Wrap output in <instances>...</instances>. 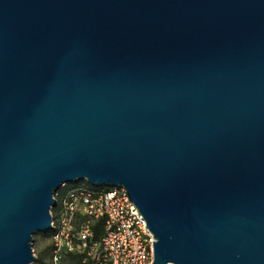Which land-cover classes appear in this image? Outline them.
<instances>
[{
    "label": "water",
    "instance_id": "1",
    "mask_svg": "<svg viewBox=\"0 0 264 264\" xmlns=\"http://www.w3.org/2000/svg\"><path fill=\"white\" fill-rule=\"evenodd\" d=\"M82 181L152 264H264V0H0V264Z\"/></svg>",
    "mask_w": 264,
    "mask_h": 264
},
{
    "label": "built area",
    "instance_id": "2",
    "mask_svg": "<svg viewBox=\"0 0 264 264\" xmlns=\"http://www.w3.org/2000/svg\"><path fill=\"white\" fill-rule=\"evenodd\" d=\"M54 198L49 264H65L68 254L80 256L82 264H152L154 238L124 188L82 181L63 185ZM99 219L103 231L94 239Z\"/></svg>",
    "mask_w": 264,
    "mask_h": 264
},
{
    "label": "rangeland",
    "instance_id": "3",
    "mask_svg": "<svg viewBox=\"0 0 264 264\" xmlns=\"http://www.w3.org/2000/svg\"><path fill=\"white\" fill-rule=\"evenodd\" d=\"M51 247V237L42 235L40 232H35L32 235V249L35 260L30 264H40L37 258H41L43 262L48 263Z\"/></svg>",
    "mask_w": 264,
    "mask_h": 264
},
{
    "label": "trees",
    "instance_id": "4",
    "mask_svg": "<svg viewBox=\"0 0 264 264\" xmlns=\"http://www.w3.org/2000/svg\"><path fill=\"white\" fill-rule=\"evenodd\" d=\"M85 184H89L87 182H85ZM103 220L99 219L95 222L94 226H93V230H94V239H99L101 237L102 231H103ZM44 236H51L50 232H45V233H41ZM50 252H51V247H50ZM49 257H50V253H49ZM38 263L40 264H49V260L48 263L43 262V260L41 258H37ZM64 263L65 264H82L81 263V258L78 255L75 254H68L66 255V257L64 258Z\"/></svg>",
    "mask_w": 264,
    "mask_h": 264
}]
</instances>
